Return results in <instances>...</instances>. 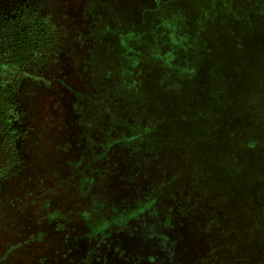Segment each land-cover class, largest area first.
Segmentation results:
<instances>
[{
	"label": "rangeland",
	"instance_id": "374dc122",
	"mask_svg": "<svg viewBox=\"0 0 264 264\" xmlns=\"http://www.w3.org/2000/svg\"><path fill=\"white\" fill-rule=\"evenodd\" d=\"M22 14L0 264H264V0H0L8 57ZM52 121L79 173L54 196L27 182Z\"/></svg>",
	"mask_w": 264,
	"mask_h": 264
},
{
	"label": "trees",
	"instance_id": "16d2710c",
	"mask_svg": "<svg viewBox=\"0 0 264 264\" xmlns=\"http://www.w3.org/2000/svg\"><path fill=\"white\" fill-rule=\"evenodd\" d=\"M20 18H23L22 22L18 23V26H14L12 27V30L16 31V37L19 40V44H17L15 47H11L10 49V57H8L6 54L0 52V92L2 91L3 83L5 81L6 78V71L12 70L15 71V73H17V70H23L24 69L22 67H20V65H18V63L20 62V60H18L19 58V54H23L27 49H30L29 45H28V41L30 39V27L29 26H25L22 30H19L18 28L23 27L28 21H26V16L24 14L22 15H17L14 17V19H10L8 20L9 24L14 23V21H17V19H19V21L21 20ZM24 21H26L24 23ZM14 34L10 33V37H13ZM32 37H38V43L35 45V47L33 48L32 51H30V56L31 54H33L36 50H43V48L45 47V38L44 37H39V35L34 34ZM49 38V37H48ZM23 56V55H22ZM12 79H14L15 84H17V82H19L17 79H20V77H18L16 79V77H12ZM58 85L61 89L64 90V88L62 87L63 85V81L61 78L58 79ZM9 90H13V86H7ZM3 111H5V108H2ZM55 110H59L60 108L59 106L56 107ZM0 111H1V106H0ZM62 111H60L61 113ZM4 124V120L0 121V126H2ZM48 127L50 128V130H48V133L51 135V139H50V148L48 151V155L49 157L45 159V162L47 163L46 166L42 165V161L41 163H39V159H36V164H34L33 166V171H29V176H28V183L32 182L34 185L37 184H42L45 185L44 187L47 188V192L50 194L51 192H54L52 196H54V194H57L59 189H65L66 187H68V185L71 184L72 181L75 180V178H79V173L75 175V173L73 174V172L68 176L66 173V170L69 166L68 164V159L70 156V153L67 152V150L65 149V146L67 147V141H68V136H67V132L65 129V125L64 122H58V121H52L50 125H48ZM1 128V127H0ZM45 131L44 128H41V132ZM40 132V133H41ZM3 135V131L0 129V176L2 174H4V176L7 174L8 169H9V164L11 163V156L12 154L15 155V153H13V145H9L10 144V139H6L5 137L1 136ZM40 135V134H39ZM43 140H41L42 142ZM40 145L37 143V146ZM70 163V162H69ZM71 167L74 168V170L76 169L75 165L73 163H70ZM42 168H45V170L43 171ZM23 169L21 168L19 170V172H12L8 173L6 178L9 177V179L12 177H15V175H17V173H22ZM33 173V174H30ZM11 174V175H10ZM79 184V182H78ZM38 188V187H36ZM50 198V197H49ZM64 197L58 198V203H61ZM51 200H54L52 197L50 198ZM56 203V204H58Z\"/></svg>",
	"mask_w": 264,
	"mask_h": 264
}]
</instances>
